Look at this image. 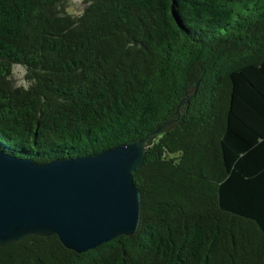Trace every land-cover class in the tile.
I'll use <instances>...</instances> for the list:
<instances>
[{"label": "trees", "instance_id": "1", "mask_svg": "<svg viewBox=\"0 0 264 264\" xmlns=\"http://www.w3.org/2000/svg\"><path fill=\"white\" fill-rule=\"evenodd\" d=\"M62 1L0 0V150L43 163L145 138L139 223L83 252L26 236L0 264H264V0Z\"/></svg>", "mask_w": 264, "mask_h": 264}, {"label": "water", "instance_id": "2", "mask_svg": "<svg viewBox=\"0 0 264 264\" xmlns=\"http://www.w3.org/2000/svg\"><path fill=\"white\" fill-rule=\"evenodd\" d=\"M197 85L180 101L177 118ZM145 142L43 163L0 150V247L26 236L57 235L64 247L83 252L135 233L141 195L132 174L144 160Z\"/></svg>", "mask_w": 264, "mask_h": 264}, {"label": "rangeland", "instance_id": "3", "mask_svg": "<svg viewBox=\"0 0 264 264\" xmlns=\"http://www.w3.org/2000/svg\"><path fill=\"white\" fill-rule=\"evenodd\" d=\"M85 0H63L60 4L56 6L55 11L58 13H65L69 14L73 17L80 16L85 8ZM26 68L22 65L16 64L12 68V74L9 77L10 82L13 86H24L26 82L27 87L29 86L30 82L26 79Z\"/></svg>", "mask_w": 264, "mask_h": 264}, {"label": "clouds", "instance_id": "4", "mask_svg": "<svg viewBox=\"0 0 264 264\" xmlns=\"http://www.w3.org/2000/svg\"><path fill=\"white\" fill-rule=\"evenodd\" d=\"M22 83H24L25 90H27V84H26V82H22ZM19 86H20V84H17V87H19Z\"/></svg>", "mask_w": 264, "mask_h": 264}]
</instances>
